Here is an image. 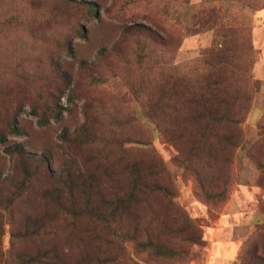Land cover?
Listing matches in <instances>:
<instances>
[{"label": "rangeland", "instance_id": "374dc122", "mask_svg": "<svg viewBox=\"0 0 264 264\" xmlns=\"http://www.w3.org/2000/svg\"><path fill=\"white\" fill-rule=\"evenodd\" d=\"M74 1L96 2L99 17L83 18L77 10L55 0H0V17L12 14L34 24L0 35V65L20 70L0 72V129L7 137V143L0 141V196L9 197L24 179L20 159L6 150L7 144L19 142L26 151L41 154L48 150L51 155L42 164V173L36 176L29 194L12 209L13 215L0 210V264L10 254L37 252L59 264H154L135 258L117 262V253L132 247L126 244L123 249L115 230L136 231L143 240L151 236L179 249L182 262L176 264H264V259L258 258L264 257V137L253 135L264 124V7H225L224 18L232 28L242 30L245 40L231 44L243 48L252 63L250 77L237 78L236 87L250 96L251 106L241 126L213 128L222 137L213 140L212 158L202 166L198 159L186 160L181 144L171 141L153 123L111 68L118 74L123 72V62L113 45L126 27L134 24L150 28L172 45V51L162 55L166 67L184 69L195 63L222 30L211 22L208 10L213 6L206 0H168L169 13L165 14L154 0L133 4L127 0ZM51 9L59 12L63 23L49 18ZM70 21L84 28L85 36L70 28ZM101 49H105L103 54ZM92 75L110 81L92 84ZM46 101L57 106L60 117L48 114L49 122L42 125L38 120ZM106 112H118L128 119V126L109 129ZM13 119L23 134L11 133L2 125ZM79 129H84L83 137L73 140ZM99 131L132 138L123 147L112 149L111 167L123 163L112 172L97 148L84 144L87 132ZM66 134L70 140L65 139ZM245 140L251 143L244 149ZM125 164L153 168L149 179L166 188L148 198L136 192L127 219L118 215L103 221L81 213L83 197L74 202L77 215L66 214L41 198L43 190L57 187L59 177L67 180L69 170L77 172L81 180L90 170L98 174V202L94 205L101 204L103 211L110 213L111 202L126 194ZM77 176L75 180H79ZM67 198L65 194L66 205ZM195 236H203L206 243L195 244ZM167 258L163 264L171 263Z\"/></svg>", "mask_w": 264, "mask_h": 264}, {"label": "trees", "instance_id": "16d2710c", "mask_svg": "<svg viewBox=\"0 0 264 264\" xmlns=\"http://www.w3.org/2000/svg\"><path fill=\"white\" fill-rule=\"evenodd\" d=\"M141 1L146 0H127L126 3L133 4ZM182 1L188 3L190 0ZM55 2L58 4L63 3V6L77 10V13H80L79 15L83 18H98L100 15L98 4L94 1L55 0ZM154 2L163 9L165 14L169 13L168 0H154ZM206 3L213 6L208 10V13L212 14L213 21L208 18L207 22L211 21L215 24L214 26H219V29L222 30L216 32L217 38L213 41L212 46L206 49L204 56L197 59L195 63L184 69H180L176 65L166 67L165 65H168V63L162 59V55L172 51V45L165 42L164 38L158 33L151 32L150 28L134 24L127 26L122 36L113 45L123 62V72L118 74V70L114 67L111 68L116 76L120 75L116 79L130 91L153 123L161 131H164L171 141L181 144L186 160L198 159L199 165L202 166L212 158L213 140L222 137L213 128L226 125L230 127L241 126L246 120L251 106L250 96L241 93L236 87L238 85L237 78L242 75L250 77L249 70L252 68V63L248 61L249 55L243 48H233L232 46L233 42L244 43L245 40L243 39L242 30L238 27L232 28L233 25L224 18L225 7L226 10H230L236 5L248 6L254 10L264 7V0H206ZM52 9L48 13L49 18L60 25L63 23L61 17H59L60 14ZM222 11L223 14H219ZM211 22L207 25L209 28L213 25ZM68 23L69 27L73 28L78 35L85 36L84 28L77 22L70 21ZM33 26V23L26 22L20 16L10 14L0 17L1 36L11 34L16 28L22 29ZM231 31H233V34ZM247 50H250V48L247 47ZM104 52L105 49L100 50V53L103 54ZM14 71L19 73V67L10 64L0 65V72L3 74H14ZM109 81V78L104 76H91L92 84H103ZM254 82L258 83L259 80ZM48 114L55 119L60 117L57 106L55 107L51 101L45 102V111L38 120L40 124L45 125L49 122ZM105 114H107L105 119L111 124L109 129L118 131V129L128 126V119L125 120L118 112H106ZM2 125L8 127L11 133H24L23 128L18 126L15 119ZM79 131V134L72 138L73 140L83 137L84 129H79ZM255 131L253 135L256 139L264 137V124L260 125ZM66 135L68 136L65 139L70 140L68 138L69 134ZM224 135L229 137L227 133H224ZM127 137L130 136H121V134L114 136L107 131L97 134L87 132L84 144L95 146L100 157L102 156L105 159V167L112 172L123 165V163H117L115 169L113 166L111 167L110 160L114 152L112 149L117 146L123 147L125 143L132 142V138ZM0 141L7 143L6 134L1 129ZM249 142L251 143V140H245L244 149ZM6 150L19 157L20 166L24 172V179L17 190L7 198L0 196V210L12 216V209L29 194V189L32 187L36 176L42 173V164L48 162L51 155L48 150H44L41 154L26 151L25 146L19 142L11 145L7 144ZM32 164H34V168H31ZM134 166L136 164L124 165L126 194L124 196L123 193L120 198L111 202L112 210L110 213H105L101 204L94 205L98 202L95 192V186H99L98 174L90 170L85 171L86 176L82 180L80 176H77V172L69 170L67 180L59 177L56 188L51 191L43 190L40 195L42 199L46 198L60 211L64 210L66 214L77 215L78 207L74 202L83 197L84 205L79 207L81 213L95 215L103 221H106L107 217L115 218L118 215L124 220L128 218V211L135 199L136 192L146 195V198H148L153 192L166 189L163 185L149 179L148 172L152 171L153 168L138 169ZM74 175L79 180H75L76 176ZM78 191H80L79 196ZM65 194L68 196L69 204L67 205L63 201ZM208 196L211 195L208 193ZM213 196L218 197L219 195L215 196L213 194ZM121 206L122 210H120ZM108 226L111 227L109 223ZM113 233L116 235L118 242L123 245V249L126 244L132 247L131 251L122 250V252H118L117 262L128 259L134 260L135 258V260L142 262L163 264L168 259L167 257L172 260L170 264L182 262L179 249L168 247L156 238L149 236L143 240L136 231L115 230ZM13 235L17 237L15 231ZM19 236H21V233H19ZM195 237L192 238L195 244L203 245L206 243L203 236ZM6 258L4 264H59L43 252L21 254L20 256L10 254ZM258 258L264 259L261 256ZM134 264L138 263L134 261Z\"/></svg>", "mask_w": 264, "mask_h": 264}]
</instances>
